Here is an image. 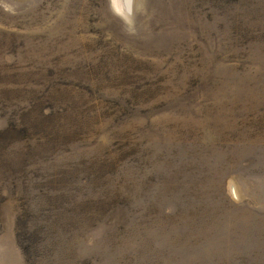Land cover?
Instances as JSON below:
<instances>
[{
  "label": "rangeland",
  "instance_id": "1",
  "mask_svg": "<svg viewBox=\"0 0 264 264\" xmlns=\"http://www.w3.org/2000/svg\"><path fill=\"white\" fill-rule=\"evenodd\" d=\"M0 0V264H264V0Z\"/></svg>",
  "mask_w": 264,
  "mask_h": 264
},
{
  "label": "clouds",
  "instance_id": "2",
  "mask_svg": "<svg viewBox=\"0 0 264 264\" xmlns=\"http://www.w3.org/2000/svg\"><path fill=\"white\" fill-rule=\"evenodd\" d=\"M111 6L113 7L116 14L120 15L122 18H124L126 24H131L132 22L127 19V17L124 16V11L121 6V0H110Z\"/></svg>",
  "mask_w": 264,
  "mask_h": 264
}]
</instances>
